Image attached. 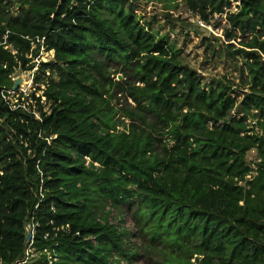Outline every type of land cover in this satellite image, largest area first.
Masks as SVG:
<instances>
[{
    "label": "trees",
    "instance_id": "trees-1",
    "mask_svg": "<svg viewBox=\"0 0 264 264\" xmlns=\"http://www.w3.org/2000/svg\"><path fill=\"white\" fill-rule=\"evenodd\" d=\"M138 1L0 0V264H264V0L227 14L239 86ZM184 1L210 24L232 0Z\"/></svg>",
    "mask_w": 264,
    "mask_h": 264
},
{
    "label": "rangeland",
    "instance_id": "rangeland-1",
    "mask_svg": "<svg viewBox=\"0 0 264 264\" xmlns=\"http://www.w3.org/2000/svg\"><path fill=\"white\" fill-rule=\"evenodd\" d=\"M134 5L135 13L149 22L153 30L162 36H167L180 50L183 63L197 70L205 82L222 80L226 83L233 82L239 86L241 62L236 60L233 55L230 56V50L225 49L230 44H233L235 49L240 48L239 44L242 40L230 41L226 34L227 31H230L227 14L236 13L239 3L232 0L231 6L226 9V13L223 15L214 14L210 24H206L191 12L184 0H176L175 3H166L164 0H139ZM239 37H242L240 33ZM209 45L210 48L207 49ZM213 47L216 48L217 54L211 50ZM49 58L46 54L42 56V59L47 60ZM15 76H22L25 81L21 91L16 92V94L23 93L29 102L32 101L31 95L33 93L36 94L37 98L43 94L38 89L44 84H36L30 72L24 73L18 69ZM119 76L121 75L116 78L119 79ZM243 88L245 91L248 89V87ZM234 89L237 91L236 88ZM10 93L14 96V93ZM17 97L15 96L14 103L17 102ZM255 159L256 153L251 152L248 155V161L252 162ZM117 218V213H114L111 218L112 222L116 223ZM125 223L126 227L134 231V225L130 218H127ZM134 241L138 242L137 239ZM138 264H147V262L143 259Z\"/></svg>",
    "mask_w": 264,
    "mask_h": 264
},
{
    "label": "water",
    "instance_id": "water-1",
    "mask_svg": "<svg viewBox=\"0 0 264 264\" xmlns=\"http://www.w3.org/2000/svg\"><path fill=\"white\" fill-rule=\"evenodd\" d=\"M19 8H20V5L17 6V9ZM122 79L123 77L119 76V80H122ZM14 80H15V84L13 86V92L16 93L21 90V87L24 86L25 81L22 76H15ZM32 239H33V233L31 231H28L27 236H26L27 242L30 243Z\"/></svg>",
    "mask_w": 264,
    "mask_h": 264
},
{
    "label": "built area",
    "instance_id": "built-area-1",
    "mask_svg": "<svg viewBox=\"0 0 264 264\" xmlns=\"http://www.w3.org/2000/svg\"><path fill=\"white\" fill-rule=\"evenodd\" d=\"M44 40L45 39H42V40H40V39H36V44H38V43H40L41 45L44 43ZM34 46H35V43L33 44ZM43 47H42V53H41V55H44V53H43ZM41 59H42V57H41ZM35 62H36V64H37V66H39V64H40V57H38V58H36V60H35ZM37 69V67L31 72V74L33 75V73L35 72V70ZM13 81L15 82V80H14V78H13ZM21 91V90H20ZM12 93H14V92H12ZM27 255H29L28 253H27Z\"/></svg>",
    "mask_w": 264,
    "mask_h": 264
}]
</instances>
